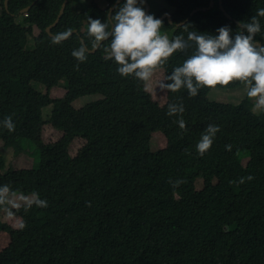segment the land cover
Wrapping results in <instances>:
<instances>
[{"label": "trees", "instance_id": "16d2710c", "mask_svg": "<svg viewBox=\"0 0 264 264\" xmlns=\"http://www.w3.org/2000/svg\"><path fill=\"white\" fill-rule=\"evenodd\" d=\"M116 1L105 0L100 8L94 0H67L50 34L68 28L76 33L54 45L46 29L64 0H8L6 8L0 0V120L10 116L15 125L12 132L0 127V143L14 156H23L26 147L36 155L28 169H15L0 155V186L7 184L0 208L14 194L36 193L46 201L43 207L33 199L10 208L20 222L17 228L0 222L9 238L0 264H264L258 235V224H264V113L253 112L247 96L236 105L211 102L213 87L203 86L196 96L165 89L166 101L159 105L146 89L148 80L121 77L105 58L108 41L90 53L87 35L88 17L104 22ZM163 1L149 13L169 15L171 23L162 19L160 31H171L170 39L186 38V24L201 33L215 34L221 26L235 32L239 22L256 16L260 32L254 40L264 44V15H257L264 0H213L211 9L192 16L211 0ZM141 6L145 11L144 1ZM81 44L88 53L77 66L70 53ZM192 52L191 46L175 51L154 70L165 77ZM62 80L65 94L52 98L50 91ZM90 95L100 98L72 106ZM169 104L182 105L183 112L166 114ZM209 124L218 131L199 155L195 145ZM44 126L58 137L46 140ZM156 132L166 145L152 150ZM76 138L84 144L71 156Z\"/></svg>", "mask_w": 264, "mask_h": 264}, {"label": "clouds", "instance_id": "9594fccd", "mask_svg": "<svg viewBox=\"0 0 264 264\" xmlns=\"http://www.w3.org/2000/svg\"><path fill=\"white\" fill-rule=\"evenodd\" d=\"M142 4L143 0H123L104 22L98 18L87 19V35L92 38V48L107 40L105 58L117 65L116 72L121 77L131 75L147 81L154 69L163 65L175 51L191 46L192 54L164 77L160 88L171 92L183 88L187 95L196 96L202 86L210 88L241 81L247 86L246 96L255 98L253 112L264 113V44L254 40L255 34L260 32L256 16L250 17L248 22H239V30L235 32L228 26H221L215 34L201 33L190 30L186 24L181 27L187 33L186 38L181 34L169 39L160 31L161 19L146 14ZM257 15H264V9L258 10ZM71 34V28L57 32L50 36V42L59 44ZM87 53L88 48L81 44L70 55L78 66L85 61ZM182 112V105L169 104L166 114ZM177 123L181 129L185 127L183 119H178ZM0 127L12 132L15 125L12 118L6 116L0 120ZM217 131L216 125L209 124L205 128L195 145L199 155L210 148ZM4 188L6 186H0V191ZM32 195L37 206H46V201L37 198L36 193Z\"/></svg>", "mask_w": 264, "mask_h": 264}, {"label": "rangeland", "instance_id": "374dc122", "mask_svg": "<svg viewBox=\"0 0 264 264\" xmlns=\"http://www.w3.org/2000/svg\"><path fill=\"white\" fill-rule=\"evenodd\" d=\"M97 5L100 8H103L105 5V0H94ZM149 2V7L151 8L150 11L153 14L156 7L158 4H162L164 6L165 2L163 0H148ZM18 21H21V18L18 19ZM38 31L36 29L33 30V36L36 35ZM162 33V32H161ZM171 31L170 32H164L163 34L168 35L169 39L171 36ZM33 36L28 37V41L26 44V48L31 50L33 49ZM164 80V75L162 70H154L152 76L148 79V84H147V91L151 95V98L156 101L159 105H163L166 101V91L165 89H162L159 87L160 82ZM66 81L62 80L57 88H53L50 91V96L52 98H59L62 97L65 94V83ZM31 86L42 93L45 92V89L42 85L36 84V83H31ZM246 92H247V86L243 85L237 89H220L213 87L210 92L208 93V100L211 102H218L222 104H232L236 105L239 102H241L243 99L246 98ZM100 97L98 95H90V96H82L78 99H76L73 103L72 106L74 108H80L84 106L87 103L93 102ZM251 103L253 104V101L255 98H249ZM51 106H47L43 109V118L46 119V116H49ZM257 113V112H255ZM53 134V130L49 128V126H44V138L46 140H54L58 137ZM84 144V141L82 139L76 138L72 141L70 148H69V153L71 156H75L77 151L81 148V146ZM166 145V140L162 133L156 132L153 133L151 136V142H150V147L152 150H156L157 148H164ZM25 154L23 156H14L12 155V149L11 148H4L2 147L0 143V155L4 157L5 162L9 164L11 167L19 168V169H28L33 166V158L36 156L35 152L27 148L24 149ZM20 157V158H19ZM6 188H4L2 195L6 192L7 189V184H5ZM202 188V182L198 181L196 183V189L201 190ZM32 196H21L20 194H14L6 200V208H0V222H5L7 223L10 227L12 228H17L19 225L20 220L15 217L11 212L10 208L17 207L23 204H27L33 201ZM259 231V240L261 245L264 246V224L262 221L258 224ZM9 243V238L8 236L0 232V249L5 248Z\"/></svg>", "mask_w": 264, "mask_h": 264}, {"label": "water", "instance_id": "95a60500", "mask_svg": "<svg viewBox=\"0 0 264 264\" xmlns=\"http://www.w3.org/2000/svg\"><path fill=\"white\" fill-rule=\"evenodd\" d=\"M121 1H122V0H117V1L114 3V5H113V6L110 8V10H109L108 17L111 15V13H112V11L114 10V8H115V7H116ZM143 1H144V5H145V13H146V14H149L150 7H149V5H148V3H147L146 0H143ZM66 2H67V0H64L63 4H62V6H61L60 12H59V14H58V17H57L56 21L54 22V24L51 25L50 27H48V28L46 29V31H47V33L49 34V36H51V34H50V28H51V27H54V26L57 24L59 17L61 16V14H62L63 11H64V8H65V5H66ZM7 3H8V0H5V2H4V4H5V8L7 7ZM212 7H213V0H211V1L209 2V5H208L206 8H203V9H197V10H195V11H192V12L190 13L189 16H192L195 12H197V11H199V10L207 11V10L211 9ZM29 8H30V7H28V8H26V9L22 10L21 13H24V12L28 11ZM220 10H221L222 12H224V10H223V8H222L221 6H220ZM225 16H226L228 19H230V17H229L228 15L225 14ZM164 18H167L168 21H169V23H171V21H170V17H169L168 14H164V15L161 16L159 19L162 20V19H164ZM186 21H187V19H186L185 21L179 23L177 26L184 25V24L186 23ZM73 33H76V32L74 31ZM73 33H72V34H73ZM65 40H66V39H65ZM102 42H103V41L99 42V44L97 45V47H96L95 49L89 51V52H90V53H94L95 50L99 47V45H100Z\"/></svg>", "mask_w": 264, "mask_h": 264}]
</instances>
